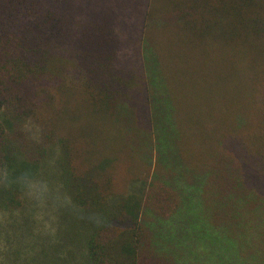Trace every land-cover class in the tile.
I'll list each match as a JSON object with an SVG mask.
<instances>
[{"label": "trees", "instance_id": "trees-1", "mask_svg": "<svg viewBox=\"0 0 264 264\" xmlns=\"http://www.w3.org/2000/svg\"><path fill=\"white\" fill-rule=\"evenodd\" d=\"M111 1L0 0V161L83 210H50L46 232L0 188L22 215L0 264H264V0ZM164 32L218 50L210 115L178 105Z\"/></svg>", "mask_w": 264, "mask_h": 264}, {"label": "rangeland", "instance_id": "rangeland-1", "mask_svg": "<svg viewBox=\"0 0 264 264\" xmlns=\"http://www.w3.org/2000/svg\"><path fill=\"white\" fill-rule=\"evenodd\" d=\"M119 1L121 2L122 0H118V2ZM112 2L113 0L111 1V3ZM129 2H131V0ZM165 33L166 32H164L161 37L165 40V42H175L176 48H174V46L170 44L163 45L164 50L162 51L165 53V59L163 61V73L167 83L170 85L169 87L178 99V105H181V103L189 102L187 107L193 109V103L200 106L204 105L201 114L210 115V96H218V94L210 93V76L212 74L214 75L217 81L216 87L219 89H222L224 87L225 79V73L221 71V69H223L225 66V64H223V61L221 60V56L214 59L216 54L218 55V50H216L213 55L210 54V36L206 38V44L208 47L199 48L197 44H186L185 40H187L188 37L183 38L182 35H178L177 38L169 36L165 38ZM219 51H222V49H219ZM238 67L241 71L244 69V66L238 65ZM235 71H238L236 67ZM205 82H208V84L205 85ZM241 83L234 82L233 87H229L227 85L225 95L230 93L231 91H238ZM186 118L187 120H189V124L191 126L195 122L198 127L199 123L203 121V118L201 116H194L192 113H188ZM186 131L188 133V136H185L184 140L187 141V139H190L192 135L197 131V129L191 127ZM188 143L189 141H187V144ZM24 208L25 212H23V214H30L31 219H33V222L36 224L37 221L34 218L36 209L28 200L27 204L24 205ZM46 215L47 217H45V219L51 226V216L49 215L48 217V213ZM21 217L22 215L20 211L15 212L10 216L0 213V237L3 236L4 232L8 230L7 226L11 227L14 224V227H16L20 223ZM189 235L192 237V245L189 247V249H192V247L194 246V250L198 258L204 257V255L202 254H205V252L203 251L202 244L205 240L201 235L197 234L194 231H190ZM10 238H12V236ZM3 247L4 244L0 241V259L3 255V251H1ZM10 248L11 250H18L17 241L10 243Z\"/></svg>", "mask_w": 264, "mask_h": 264}, {"label": "clouds", "instance_id": "clouds-1", "mask_svg": "<svg viewBox=\"0 0 264 264\" xmlns=\"http://www.w3.org/2000/svg\"><path fill=\"white\" fill-rule=\"evenodd\" d=\"M0 188L18 190L36 209L34 218L38 224L43 223L46 232L51 227L45 220L50 210L66 209L78 216L83 212L71 196L62 191V186L53 184L30 168H13L7 161H0ZM91 219L96 223L101 222L99 217Z\"/></svg>", "mask_w": 264, "mask_h": 264}]
</instances>
